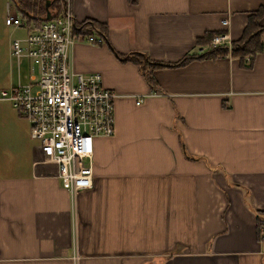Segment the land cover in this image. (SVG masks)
Wrapping results in <instances>:
<instances>
[{
	"label": "crops",
	"instance_id": "crops-1",
	"mask_svg": "<svg viewBox=\"0 0 264 264\" xmlns=\"http://www.w3.org/2000/svg\"><path fill=\"white\" fill-rule=\"evenodd\" d=\"M0 1V21L18 13L13 0ZM70 7L77 22L107 25L102 42L73 44L70 63L99 72L118 95L114 133L94 139L92 187L73 208L50 153L31 139L19 109L0 99V264H264V29L248 62L203 56L143 68L123 59L143 52L178 61L209 31L226 29L237 40L264 0ZM25 31L0 28V91L38 78L30 59L10 54Z\"/></svg>",
	"mask_w": 264,
	"mask_h": 264
},
{
	"label": "built area",
	"instance_id": "built-area-1",
	"mask_svg": "<svg viewBox=\"0 0 264 264\" xmlns=\"http://www.w3.org/2000/svg\"><path fill=\"white\" fill-rule=\"evenodd\" d=\"M9 26L25 28L12 39L10 54L17 60L30 59L38 68L34 83H17L0 91L27 119L30 137L42 151L50 153L57 177L75 207L77 196L92 187L94 139L114 133V100L118 97L102 85L99 72H77L70 63V49L76 42L100 43V35L78 30L70 0H57L49 18L27 22L18 13L5 16ZM234 39L228 30L213 33L194 47L193 54L225 46L231 55ZM251 55H245L248 62ZM142 101L138 98L137 103ZM47 161V159H45ZM264 242V225L259 231ZM74 259H78L76 247Z\"/></svg>",
	"mask_w": 264,
	"mask_h": 264
},
{
	"label": "trees",
	"instance_id": "trees-1",
	"mask_svg": "<svg viewBox=\"0 0 264 264\" xmlns=\"http://www.w3.org/2000/svg\"><path fill=\"white\" fill-rule=\"evenodd\" d=\"M16 4V9L18 10L19 15L25 19L27 22L38 21L43 19L48 9L50 13L57 6V0H13ZM45 1L49 2L48 7H45ZM264 15V8L257 9L255 13L251 14L248 18V22L245 25L242 36L234 40L233 49L231 55L238 56L240 60H243L245 55H254L256 51L261 48L262 42L260 33L264 29V26H259V19ZM75 27L83 32H89L93 34L100 35L102 38L106 35L107 25L104 22L98 21L96 19H85L81 22H77ZM217 32V31H215ZM214 31L207 32L201 39H199L198 44L205 43L209 40L210 36L215 33ZM228 55L227 49L225 46H219L214 49H209L201 54H190L182 57L178 61L174 62H164V61H152L149 59L148 55L143 52H132L127 54L123 59L133 60L136 63L142 65L143 68H146L148 63L153 65L160 66H175L185 63L188 59L194 57H203V56H223ZM146 70V69H144ZM151 81L152 78L148 77ZM260 214L257 213V230L258 233L260 228L264 225V218H260Z\"/></svg>",
	"mask_w": 264,
	"mask_h": 264
},
{
	"label": "rangeland",
	"instance_id": "rangeland-1",
	"mask_svg": "<svg viewBox=\"0 0 264 264\" xmlns=\"http://www.w3.org/2000/svg\"><path fill=\"white\" fill-rule=\"evenodd\" d=\"M2 6H3V1H2V2L0 1V8H1ZM11 9H13V8H11ZM0 28L2 29L3 32H8V31H10L11 29H13L12 26L7 25V24L5 23V21H3V20L0 21Z\"/></svg>",
	"mask_w": 264,
	"mask_h": 264
},
{
	"label": "water",
	"instance_id": "water-1",
	"mask_svg": "<svg viewBox=\"0 0 264 264\" xmlns=\"http://www.w3.org/2000/svg\"><path fill=\"white\" fill-rule=\"evenodd\" d=\"M48 5H49V2L45 1V7H48ZM49 17H50V11L47 9L46 14H45V18H49Z\"/></svg>",
	"mask_w": 264,
	"mask_h": 264
}]
</instances>
